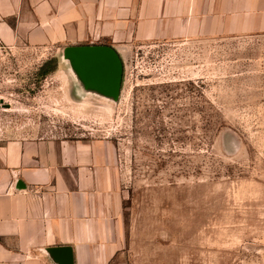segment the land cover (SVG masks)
Masks as SVG:
<instances>
[{"label":"rangeland","instance_id":"obj_1","mask_svg":"<svg viewBox=\"0 0 264 264\" xmlns=\"http://www.w3.org/2000/svg\"><path fill=\"white\" fill-rule=\"evenodd\" d=\"M67 46L0 48V142L110 138L139 260L264 264V35L135 43L115 98Z\"/></svg>","mask_w":264,"mask_h":264},{"label":"crops","instance_id":"obj_2","mask_svg":"<svg viewBox=\"0 0 264 264\" xmlns=\"http://www.w3.org/2000/svg\"><path fill=\"white\" fill-rule=\"evenodd\" d=\"M264 35V0H0V48ZM110 138L0 142V264H153L133 253Z\"/></svg>","mask_w":264,"mask_h":264},{"label":"water","instance_id":"obj_3","mask_svg":"<svg viewBox=\"0 0 264 264\" xmlns=\"http://www.w3.org/2000/svg\"><path fill=\"white\" fill-rule=\"evenodd\" d=\"M86 85L115 98L123 80L124 64L120 55L107 44H74L65 47Z\"/></svg>","mask_w":264,"mask_h":264}]
</instances>
